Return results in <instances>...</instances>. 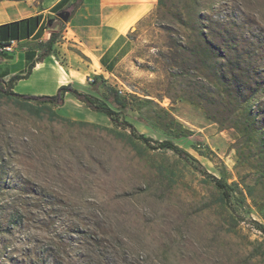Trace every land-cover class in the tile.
<instances>
[{"label": "rangeland", "instance_id": "1", "mask_svg": "<svg viewBox=\"0 0 264 264\" xmlns=\"http://www.w3.org/2000/svg\"><path fill=\"white\" fill-rule=\"evenodd\" d=\"M149 5L113 70L81 51L69 11L56 41L67 51L53 56L81 72L75 88L102 101L117 91L139 134L196 162L70 96L52 107L0 94V264H264V0ZM201 33L217 56L202 54Z\"/></svg>", "mask_w": 264, "mask_h": 264}, {"label": "crops", "instance_id": "2", "mask_svg": "<svg viewBox=\"0 0 264 264\" xmlns=\"http://www.w3.org/2000/svg\"><path fill=\"white\" fill-rule=\"evenodd\" d=\"M62 1L0 0V45L13 43L9 51L0 50V77L4 81L13 75L25 73L27 65L36 60L40 53L39 44L48 39L43 27L50 15L54 14V7ZM74 2L68 0L62 8ZM149 3L150 0H82L73 9L69 22L75 33L84 34V39L90 44L87 48L83 46L81 51L96 58L104 71L113 70L110 69L112 66L117 67L128 56L127 34L147 13L151 6ZM120 25H128L129 28L121 32L118 31ZM67 45L66 41L54 46L64 52ZM78 73L81 72L61 66L52 54L43 62L36 63L29 77L15 84L14 91L21 84L23 88H31L36 80L48 83V93L53 95L60 86L73 85ZM60 76H64L62 83H58Z\"/></svg>", "mask_w": 264, "mask_h": 264}, {"label": "trees", "instance_id": "3", "mask_svg": "<svg viewBox=\"0 0 264 264\" xmlns=\"http://www.w3.org/2000/svg\"><path fill=\"white\" fill-rule=\"evenodd\" d=\"M66 1L68 0H63L59 5L55 6L53 11H61L63 9L62 5ZM81 1L82 0H75L74 3L68 4L62 11L66 10L69 11L70 14H72L73 9ZM55 21L56 19L53 18H49L47 20V23L43 28L48 33V39L46 40V42L39 44L40 53L38 54L35 61H32L27 65L25 73L13 75L8 79V81H4L0 77V94L8 98H14L24 103H36L40 105L45 104L52 107H62L64 105L65 98L67 96H70L77 102L81 103L89 111L105 116L114 126L123 130H128L131 136L135 137L143 144L151 147L152 143H155L157 148L169 150L182 160H192L196 162L193 157H191L186 151L175 145L172 141L155 142L153 141V139L146 137L143 134H139L134 125L128 122L123 117L124 112L128 109V105L127 101L123 99L117 91H110V96L106 99V101H102L96 96L89 93L82 92L75 88L72 84L60 86L53 95H23L14 92L15 84L21 80H26L31 74V71L35 67L36 63L43 62L47 57L53 54L54 45L60 35L61 26L60 23L54 29H50V26L54 24ZM200 39L206 44V46L202 49V54L205 55V58H212L219 54L220 48L218 46H212V43L210 44V39L207 37V35L201 33ZM9 44L0 45L1 52H5L3 48L8 46ZM238 72V67H234L233 64L229 65L227 74L233 77V79L235 78V76H238ZM90 88L93 93L98 92L96 79L93 80ZM208 177L211 178L212 182L218 188V190L222 192L223 197L229 198L230 193L228 185L222 179L215 178L213 176Z\"/></svg>", "mask_w": 264, "mask_h": 264}, {"label": "water", "instance_id": "4", "mask_svg": "<svg viewBox=\"0 0 264 264\" xmlns=\"http://www.w3.org/2000/svg\"><path fill=\"white\" fill-rule=\"evenodd\" d=\"M57 17L59 20H56L54 22V24H52L50 26V29H54L55 27H57L61 21L63 22H66L68 17H69V12L68 11H60L58 14H57ZM61 20V21H60Z\"/></svg>", "mask_w": 264, "mask_h": 264}, {"label": "bare ground", "instance_id": "5", "mask_svg": "<svg viewBox=\"0 0 264 264\" xmlns=\"http://www.w3.org/2000/svg\"><path fill=\"white\" fill-rule=\"evenodd\" d=\"M127 26L128 25H123L121 28H119V31H121V32H125L127 29ZM39 67H41V66H39ZM64 81V77H61L59 80H58V83H62Z\"/></svg>", "mask_w": 264, "mask_h": 264}, {"label": "built area", "instance_id": "6", "mask_svg": "<svg viewBox=\"0 0 264 264\" xmlns=\"http://www.w3.org/2000/svg\"><path fill=\"white\" fill-rule=\"evenodd\" d=\"M13 43H10L8 46L4 47L3 50L9 51ZM88 82H93V78H87Z\"/></svg>", "mask_w": 264, "mask_h": 264}]
</instances>
